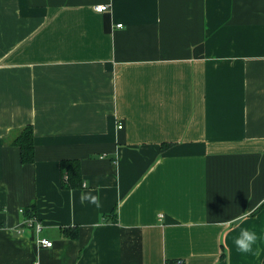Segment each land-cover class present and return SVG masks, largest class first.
<instances>
[{
  "label": "crops",
  "instance_id": "obj_1",
  "mask_svg": "<svg viewBox=\"0 0 264 264\" xmlns=\"http://www.w3.org/2000/svg\"><path fill=\"white\" fill-rule=\"evenodd\" d=\"M179 260H264V0H0V264Z\"/></svg>",
  "mask_w": 264,
  "mask_h": 264
},
{
  "label": "trees",
  "instance_id": "obj_2",
  "mask_svg": "<svg viewBox=\"0 0 264 264\" xmlns=\"http://www.w3.org/2000/svg\"><path fill=\"white\" fill-rule=\"evenodd\" d=\"M7 144L19 149L21 164H32L34 162V142L31 126H26L11 135L7 140ZM60 165L62 169L67 171V178L71 186H79L81 184L79 163L76 160H63ZM34 214V205L23 210L25 218L34 216ZM261 264H264V260Z\"/></svg>",
  "mask_w": 264,
  "mask_h": 264
},
{
  "label": "clouds",
  "instance_id": "obj_3",
  "mask_svg": "<svg viewBox=\"0 0 264 264\" xmlns=\"http://www.w3.org/2000/svg\"><path fill=\"white\" fill-rule=\"evenodd\" d=\"M80 202L91 203L97 208L101 206L99 196L91 195L90 193L81 194ZM258 239H260V237H258L255 231L247 227H243L241 228L239 234L234 238L233 242L238 252L243 254L250 253L252 255H257L258 249L254 248V245H256Z\"/></svg>",
  "mask_w": 264,
  "mask_h": 264
},
{
  "label": "built area",
  "instance_id": "obj_4",
  "mask_svg": "<svg viewBox=\"0 0 264 264\" xmlns=\"http://www.w3.org/2000/svg\"><path fill=\"white\" fill-rule=\"evenodd\" d=\"M107 10L106 5H98L95 6V11L102 13ZM117 27H121V24H118ZM118 128H121V125L119 124ZM20 212L23 214V210H20ZM23 224L25 227L32 228L34 229L37 233L40 232L42 225L41 223L35 218V216H30L28 218H25L23 221ZM37 244L42 247H52V242L45 239V238H38L37 239ZM176 264H182V261H177Z\"/></svg>",
  "mask_w": 264,
  "mask_h": 264
}]
</instances>
